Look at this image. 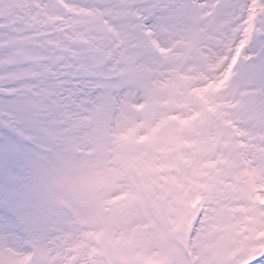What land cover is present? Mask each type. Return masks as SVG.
I'll list each match as a JSON object with an SVG mask.
<instances>
[{
    "label": "snow or ice",
    "instance_id": "snow-or-ice-1",
    "mask_svg": "<svg viewBox=\"0 0 264 264\" xmlns=\"http://www.w3.org/2000/svg\"><path fill=\"white\" fill-rule=\"evenodd\" d=\"M0 264H264V0H0Z\"/></svg>",
    "mask_w": 264,
    "mask_h": 264
}]
</instances>
